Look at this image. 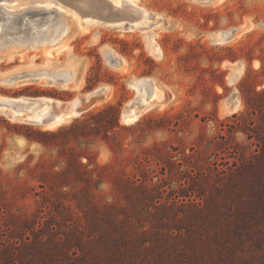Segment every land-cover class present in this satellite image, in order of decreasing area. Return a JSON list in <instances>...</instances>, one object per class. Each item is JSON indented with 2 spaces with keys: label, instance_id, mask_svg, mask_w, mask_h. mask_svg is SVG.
Segmentation results:
<instances>
[{
  "label": "rangeland",
  "instance_id": "374dc122",
  "mask_svg": "<svg viewBox=\"0 0 264 264\" xmlns=\"http://www.w3.org/2000/svg\"><path fill=\"white\" fill-rule=\"evenodd\" d=\"M69 1L80 3V13L90 15V7L101 17L104 0ZM46 3L62 11L43 8ZM108 3L107 12L115 10ZM136 5L137 15L144 10L149 16L128 29L77 15L54 0H0V100H6L0 101L1 240L31 237L10 223L37 227L57 203L81 219L78 201L90 196L98 208L113 202L126 179L143 182V175L151 187L161 185L163 197H175L191 171L225 170L263 154L264 0ZM126 10L131 18L132 8ZM76 18L88 24L51 58L48 43L28 45L49 32L58 40ZM73 58L82 66L79 87L63 75L38 74L72 68ZM139 83L160 98L148 99ZM43 105L48 110L41 121L22 118ZM135 105L144 110L125 122ZM110 106L118 114L102 119L99 113ZM56 114L63 116L58 124Z\"/></svg>",
  "mask_w": 264,
  "mask_h": 264
},
{
  "label": "trees",
  "instance_id": "16d2710c",
  "mask_svg": "<svg viewBox=\"0 0 264 264\" xmlns=\"http://www.w3.org/2000/svg\"><path fill=\"white\" fill-rule=\"evenodd\" d=\"M141 178L118 183L120 196L99 208L84 196L81 219L57 203L37 227L10 223L31 237L0 239V264H264V152L189 172L175 197Z\"/></svg>",
  "mask_w": 264,
  "mask_h": 264
},
{
  "label": "bare ground",
  "instance_id": "6f19581e",
  "mask_svg": "<svg viewBox=\"0 0 264 264\" xmlns=\"http://www.w3.org/2000/svg\"><path fill=\"white\" fill-rule=\"evenodd\" d=\"M81 1H88V0H81ZM106 1L104 0V1L101 2L102 3L101 4L102 5V8H101L102 9L101 10V17L104 20L108 21L109 23H111V21H110L111 19L110 18H113V17H110L109 18V15L107 14L108 12H107V8H106L107 6L106 5H109L108 2H110V5L111 6L114 5V7H115V10L114 11L116 12V14H115L114 18H115L116 21L121 20V23H122V21H125L124 19H129L128 25H127L128 26V29H130L131 25L132 26L138 25V22H145L146 21V18L149 16L148 13L146 11H144V10H141V12H140L141 14L140 15H137V12L135 13V10L137 9V5H136L137 0H106ZM48 5H51L56 10H61L62 11V8H58V6H54L51 3L44 4L43 5L44 6L43 8H46L48 10H50V8L52 9V7H48ZM38 6H41V4H39ZM129 7L132 8V10H133L132 13L134 15V16L131 15V18L130 17L129 18L126 17V16H128L127 15L128 11L126 9L129 8ZM18 8H19V6H18ZM56 10H54V12ZM80 14H83V13H80ZM83 15H85L86 17L89 16V15L86 14V12ZM74 16H75V14H74ZM71 17H73V16H71ZM75 17H80V16H75ZM87 21H88L87 19L80 20L79 18H76L75 21H72V24L74 26L68 25L67 28L65 29V31L63 32L62 36L58 40L56 38H54V36L53 37H50V35L52 33H54V32H49V35H48V37L45 38V40H40V39L39 40H36V41L35 40L34 41L32 40L33 42L32 43H28V45L37 46L38 47V45L40 46V45H44L45 43H48V47L45 49V55H46L47 58H51L53 56V53H59L60 51H62V50H64V49L67 48V42L73 36V34L71 35V33H76L78 30L79 31L80 30L82 31L83 30L82 29V25L84 23H87ZM121 23L118 22L116 24L121 26L122 25ZM116 24H112V25H116ZM73 27H75V28H73ZM47 31H46V33H47ZM10 42L8 41V43H10ZM16 42L21 43L20 41H17V40H16ZM12 43H10V44H12ZM9 53L11 54V53H13V51L11 50ZM10 54H9V59L12 58ZM0 57H1V55H0ZM69 64H72V68H69V67L65 66V68H63L64 70H60V71H57L55 69H50V68L49 69L48 68L47 69L44 68V70H42L38 74H42V76H51L52 75L54 77H57L59 75H63L62 81H64V82L65 81H69V80L72 81V82L73 81H77L74 84H75V87L76 86L79 87V85L82 82V76L80 75L81 74V71H82L81 70V67L82 66H81L80 62L78 60L74 59V58L71 59V61H69ZM61 67H63V66H61ZM57 68H58V66H57ZM239 73H240V68L237 69L235 75L238 76ZM137 87H138L139 91L143 90V91L146 92V95H147L148 99H151V98H158L159 99L160 98V95L155 93V91H154L155 89L153 88L152 91L151 90L149 91V87L145 83H139L137 85ZM145 92H144V94H145ZM0 101H2V103H3V101H6V100H0ZM5 103H10V102H5ZM144 103H145V99H144L143 104ZM7 105H9V104H7ZM23 108H26V107H23ZM47 110H48L47 105L46 106L43 105L42 107H39V110H38L37 114H35L33 116L32 115H30V116L29 115H24V116H22V118L24 120H27V121H41L42 116L44 115V113H46ZM143 110L144 109H143V106L142 105H135L134 107H132L128 111H126V113L123 116L124 121L125 122H134V121H136L137 118H138V116L140 115V113ZM77 113L78 112H72V115H76ZM64 116L65 117H70V114L68 113V114H66ZM62 117H63L62 115L56 114L53 117V120H54L53 123L54 124H58L62 120Z\"/></svg>",
  "mask_w": 264,
  "mask_h": 264
},
{
  "label": "water",
  "instance_id": "95a60500",
  "mask_svg": "<svg viewBox=\"0 0 264 264\" xmlns=\"http://www.w3.org/2000/svg\"><path fill=\"white\" fill-rule=\"evenodd\" d=\"M54 1H56L59 4H61L62 6H65V7L69 8V9L75 11L76 14L80 13V9H82L81 6H80V3L75 2V1H72V3L69 0H54ZM87 11L89 13H91V14L89 16H87L86 18H90L93 21H98V22L104 23V24L109 23L108 21L104 20L102 17H98V15H96L95 12L92 9H90V7H89V9ZM113 11H114V9H111V8H109V10H108L110 15L111 14H113V15L115 14V13H113ZM94 15H96V16H94ZM110 19H111L110 20L111 23H114V24L118 23V22H121V20L116 21L114 17L110 18ZM122 23H126V25H128L127 21H123Z\"/></svg>",
  "mask_w": 264,
  "mask_h": 264
}]
</instances>
